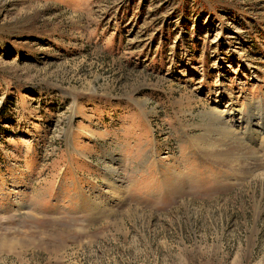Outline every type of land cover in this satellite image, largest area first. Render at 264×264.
<instances>
[{
  "label": "rangeland",
  "instance_id": "rangeland-1",
  "mask_svg": "<svg viewBox=\"0 0 264 264\" xmlns=\"http://www.w3.org/2000/svg\"><path fill=\"white\" fill-rule=\"evenodd\" d=\"M0 264H264V0H0Z\"/></svg>",
  "mask_w": 264,
  "mask_h": 264
},
{
  "label": "bare ground",
  "instance_id": "bare-ground-1",
  "mask_svg": "<svg viewBox=\"0 0 264 264\" xmlns=\"http://www.w3.org/2000/svg\"><path fill=\"white\" fill-rule=\"evenodd\" d=\"M214 115V114H213ZM220 118V117H219ZM225 123V122H224ZM226 124V123H225ZM218 127V126H217ZM223 130L225 131V139L226 142H222L219 145L225 146L227 145V153L225 154V163L230 164L233 161H237L243 157L240 155V151L244 148L245 153L247 154L248 160L250 159V156L253 151H250L248 147H246L245 143L242 140V136H240L238 133L234 132L233 129H231L229 126H223ZM248 131V130H247ZM261 130H253L251 133V137L249 140L254 139L255 135L259 133ZM218 132V131H217ZM251 152V153H250ZM242 153V152H241Z\"/></svg>",
  "mask_w": 264,
  "mask_h": 264
}]
</instances>
